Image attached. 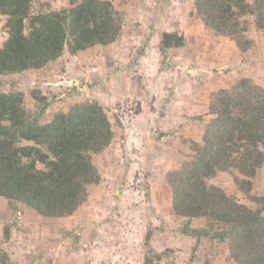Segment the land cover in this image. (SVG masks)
Listing matches in <instances>:
<instances>
[{
	"label": "trees",
	"instance_id": "obj_1",
	"mask_svg": "<svg viewBox=\"0 0 264 264\" xmlns=\"http://www.w3.org/2000/svg\"><path fill=\"white\" fill-rule=\"evenodd\" d=\"M33 0H0L8 37L0 45V74L41 68L70 52L107 45L120 35L123 19L111 0H72L59 11L34 14ZM197 15L217 33L237 41L247 31L241 18L254 15L264 28V0H194ZM163 46L184 38L162 34ZM212 117L202 141L191 143V158L169 173L173 210L206 216L222 226L237 264H264V209L251 208L208 179L235 172L249 198L253 178L264 166V89L241 79L212 94ZM114 137L100 101L77 102L50 121L31 120L21 93L0 91V196L24 202L40 214L69 216L84 202L87 187L100 181L95 155ZM149 199V192L145 193ZM206 236L208 232L204 230Z\"/></svg>",
	"mask_w": 264,
	"mask_h": 264
},
{
	"label": "rangeland",
	"instance_id": "obj_2",
	"mask_svg": "<svg viewBox=\"0 0 264 264\" xmlns=\"http://www.w3.org/2000/svg\"><path fill=\"white\" fill-rule=\"evenodd\" d=\"M71 1L33 0L32 12L38 14L59 11L69 7ZM111 1L123 19L122 28L126 17H128L131 27L135 23L139 27L141 19H147L148 22H151L154 20V16L158 19H161L162 16L166 18V13L173 12L178 5H183L185 8H188V5L193 6L196 11L194 0ZM254 1L247 0L249 4ZM254 18L252 14L243 16L241 20L245 22L247 31L242 33L239 41L231 37L239 47L238 63L234 65L236 62H234L235 53H233V65L227 63L222 67L223 87H230L245 78L264 89V28H258ZM161 32V43L164 47L162 34L166 31L161 29ZM7 37L6 16L0 13V45ZM129 51L130 55L135 54V50L129 49ZM230 52L229 47L225 52L222 51L225 56ZM70 53L72 52L66 47L60 57L41 68H29L21 72L0 74V91L21 93L27 116L31 120L40 123L50 121L57 113L66 111L77 102L100 101L114 131V137L109 146L94 157L99 169L100 181L87 187V196L78 207L81 208V211L77 214V220L71 231L69 227H62L61 229L60 224L54 221H50V223L42 222L40 217L35 214L28 216L24 214L23 208L33 210L36 214L39 212L22 201L3 197L1 199L3 203L0 201V264H48L50 256L48 254L54 252H50L54 249L51 244L56 240L68 238H72L78 243L76 248L79 264H87L88 257H84L87 247L86 241L94 238H105L114 243L119 241L123 244H129L125 247L128 255L127 264H237L233 259V261L228 259V255L226 256V249L229 248H227L228 241L220 238L222 226L212 223L211 219H207L206 227L200 229H192L187 224L177 222V220L175 222L171 220L170 223H167L157 213L154 206L149 204L148 200L150 198L147 199L145 196V200L147 199L149 205L143 207V210L140 211L141 214H136L134 217L128 214L130 210L123 204L122 177L119 179V183H112L108 181L110 180L108 178L111 175H118L117 170L120 165L124 161L126 162L130 156L133 158L137 155L139 149L127 151L126 148H122L126 134L122 130L124 126L119 117V111L113 109L105 101L106 98H111V90L106 89L104 74L101 72L104 58L94 57L92 61L86 60L80 63ZM110 56L114 58L113 55ZM177 62L180 63L179 60ZM124 63H118L117 66L124 67L127 65V63ZM231 67H233L232 72H230ZM129 71L135 74L134 69ZM228 72L230 73L228 74ZM225 76H228V78ZM209 80L208 76L199 77L200 84H206ZM141 81L137 75H133V89L140 90V86L138 88L135 86L140 85ZM221 88L211 92L209 102L212 94L218 92ZM115 90L119 94V87ZM203 103H206V101H201L200 105ZM194 113L180 114L179 117H182V119L174 114L175 117H169L166 121V125L170 128L168 131H162L158 128V132L153 133V136L157 137V141L165 144V147H163L162 144L156 143L154 155L156 153L160 154L164 160L169 161V159H172V162L176 164L166 171L164 189L170 191L171 196L172 188L169 183V173L178 168L185 160L190 159L192 154L185 157L179 155L176 151V148H178L183 155H187V151L194 141L192 138L184 136V126H187V129L189 128L190 135H198L200 130L205 129L209 118L208 114ZM145 136L142 138L145 139ZM164 160L160 159V163L156 167L164 165ZM137 171L136 175L141 176V181L137 185L143 191L148 192L149 188L146 183L148 178L146 177L149 172L144 171L141 173L139 169ZM234 174L235 172L222 173L219 171L212 177L213 183L211 184L223 188L227 194L251 208L261 207L264 209V166L258 168L251 189L252 196L258 197V201L249 198L239 190L237 183L234 181ZM102 180L105 182L102 185H105V188L99 186ZM107 189L111 192H106ZM92 212L94 213V219L90 214ZM205 229L208 232L206 236L204 235ZM16 243H19V245ZM21 244H24V248L21 247ZM16 255H18L17 258ZM132 257L133 259H131Z\"/></svg>",
	"mask_w": 264,
	"mask_h": 264
},
{
	"label": "crops",
	"instance_id": "obj_3",
	"mask_svg": "<svg viewBox=\"0 0 264 264\" xmlns=\"http://www.w3.org/2000/svg\"><path fill=\"white\" fill-rule=\"evenodd\" d=\"M162 17L158 19L154 16V20L151 22H148L147 19H141L140 29L136 23L131 27L128 17H126L122 32L115 41L107 45H94L76 53H70V55L80 63L86 60L92 61L94 57L104 58L101 72L104 74L106 89L111 90V98H106L105 101L113 109L119 111L118 114H120L119 117L124 126L122 130L126 134L122 148H126L127 151L139 149L137 155L133 158L130 156L126 162H123L124 164L120 165L117 170L118 175H111L108 178L110 179L108 181L112 183H119V179L122 177L123 204L129 208L128 214L133 217L136 214H141L140 211L143 210V207L150 204L167 223H170L171 220L173 222L177 220V222L187 224L192 229H200L206 227L209 218L206 216L178 215L173 210L171 192L164 187L166 171L176 164L172 162V159L164 160L160 154L154 155L157 144H162L163 147L165 144L157 141V137L153 136V133H157L158 128L162 131H168L170 128L166 125V121L169 117H175L174 114H177L176 117L179 119H182L179 117L180 114H193L194 112H197L194 114H208V123L212 117L209 109V95L216 89L224 88L222 67L227 63L233 65V53H235L234 62H236L234 65L238 63L239 47L230 36L219 34L207 26L197 15L193 6L188 5V8H185L183 5H178L173 12L166 13V18ZM161 29L181 35L184 38L183 45L162 47ZM227 47L231 50L230 54L226 53L229 57L222 53L223 50L224 52L227 50ZM129 49L135 50V54L130 55ZM110 55H113L114 58ZM178 60L180 63L177 62ZM123 62L127 65L124 67L117 66L118 63L123 64ZM132 69L135 70V74L129 71ZM232 71L233 67L230 69V72ZM133 75H137L138 79L142 80L140 85H134L137 88L140 86V90L132 87ZM204 76H208L210 80L206 84H200L199 77L204 78ZM225 77L228 78V76ZM118 87L119 94L115 90ZM203 100L206 103L200 105ZM184 127V136L197 142L202 141L205 129L200 130L198 135H190L189 128ZM149 134L151 136H147ZM144 135H146L145 139L142 138ZM176 151L185 157L192 153L191 148L187 151V155H183L178 148ZM160 159H163L165 164L156 167L160 163ZM137 169L141 173L149 172L146 177L148 178L146 183L150 195L149 204L147 199L145 200L146 190L143 191L137 185L141 181V176L136 175ZM211 179L212 177L208 179L211 181L210 184L213 183ZM104 183L102 180L99 186ZM102 188H105V185ZM105 191L111 192L109 189ZM116 192L118 193V190ZM2 198L0 197V201L3 203ZM23 211L28 216L37 215L42 222L54 221L59 223L61 229L62 227H69L71 231L81 208L76 209L73 214L63 217L36 214L28 208H23ZM90 214L94 219V213ZM86 243L85 256H83L88 257L87 264H127L128 255L125 247L129 244H123L119 241L114 243L105 238H94L86 241ZM16 244L19 245V243ZM51 245L54 249L50 252H54L48 254L50 255L48 264H79L76 248L78 243L74 239L56 240ZM21 247L24 248V244H21ZM18 255L15 257L17 258ZM227 255L228 259L232 260L229 249H226Z\"/></svg>",
	"mask_w": 264,
	"mask_h": 264
}]
</instances>
